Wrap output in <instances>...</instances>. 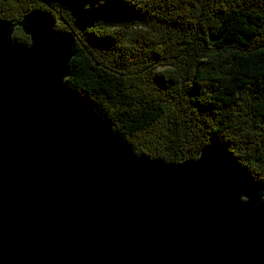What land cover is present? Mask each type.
<instances>
[{
    "label": "water",
    "instance_id": "obj_1",
    "mask_svg": "<svg viewBox=\"0 0 264 264\" xmlns=\"http://www.w3.org/2000/svg\"><path fill=\"white\" fill-rule=\"evenodd\" d=\"M75 45L0 18V264H264V184L216 145L139 152L67 85Z\"/></svg>",
    "mask_w": 264,
    "mask_h": 264
},
{
    "label": "trees",
    "instance_id": "obj_2",
    "mask_svg": "<svg viewBox=\"0 0 264 264\" xmlns=\"http://www.w3.org/2000/svg\"><path fill=\"white\" fill-rule=\"evenodd\" d=\"M38 9L75 37L67 85L139 152L216 145L264 184V0H0L11 22Z\"/></svg>",
    "mask_w": 264,
    "mask_h": 264
}]
</instances>
